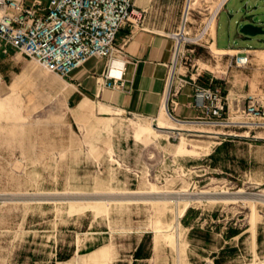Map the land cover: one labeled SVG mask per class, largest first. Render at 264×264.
Wrapping results in <instances>:
<instances>
[{
    "label": "rangeland",
    "instance_id": "374dc122",
    "mask_svg": "<svg viewBox=\"0 0 264 264\" xmlns=\"http://www.w3.org/2000/svg\"><path fill=\"white\" fill-rule=\"evenodd\" d=\"M222 1L184 0L165 23L179 36L183 74L237 72L207 47ZM246 2L264 20V0ZM254 37L264 46V34ZM258 59L248 63L251 93L264 88V52ZM69 81L0 41V264H94V253L96 264H264V127L246 133L91 101L84 112L67 101ZM186 207L201 212L189 243ZM230 227L239 232L224 236ZM139 242L146 256L134 258Z\"/></svg>",
    "mask_w": 264,
    "mask_h": 264
},
{
    "label": "crops",
    "instance_id": "0c3cea01",
    "mask_svg": "<svg viewBox=\"0 0 264 264\" xmlns=\"http://www.w3.org/2000/svg\"><path fill=\"white\" fill-rule=\"evenodd\" d=\"M228 1L223 0L214 13L213 27L207 33V47L212 52H223L231 57L234 53L247 52L251 64V59H260L264 46L254 44L257 37H248L234 30L233 20L236 12L240 11L237 4L240 0H235L231 5H227ZM242 2L247 8L246 0ZM133 3L142 9V19L139 25L124 22L118 27L115 42L120 44L121 53L110 61L112 72L121 78L122 84L115 88L100 87L97 81L100 80V71L106 61L102 57H89L68 76L72 86L68 103L77 102L75 107L83 105L84 112L91 109V101L96 108H117L145 117L165 115L168 120H172L169 117L172 115L191 118L201 114V109L193 102V86L207 85L211 78V83L221 85L222 93L226 96L227 112L230 114L233 107L241 102L243 95L250 92L252 73H247L250 65L239 67L233 64L238 67L235 68L237 72L222 81L217 80L215 75L202 78L197 71L183 74L176 63L172 62L175 41L165 23L173 21L176 15L181 17L184 0H133ZM256 19L254 15L252 20ZM178 77L184 79L181 85H177ZM258 89L263 90V85ZM191 208L186 207L180 215L188 243L191 238L189 230L198 225L201 213ZM192 211L196 214L188 220ZM253 231L255 227L250 230L251 243Z\"/></svg>",
    "mask_w": 264,
    "mask_h": 264
},
{
    "label": "built area",
    "instance_id": "2783aa9c",
    "mask_svg": "<svg viewBox=\"0 0 264 264\" xmlns=\"http://www.w3.org/2000/svg\"><path fill=\"white\" fill-rule=\"evenodd\" d=\"M141 19L142 9L133 0H0V41L61 77H68L89 57H102L106 62L97 83L115 88L122 84L110 66L121 53L120 44L115 42L116 31L124 22L139 25ZM175 51L174 44L173 63ZM249 58L247 52L231 57L239 67L246 66ZM208 80L207 85L193 86V102L201 109L200 115L169 117L190 124H229L246 128V133L250 128L264 127V89L246 92L229 114L221 85ZM183 82L178 77L177 85Z\"/></svg>",
    "mask_w": 264,
    "mask_h": 264
},
{
    "label": "water",
    "instance_id": "95a60500",
    "mask_svg": "<svg viewBox=\"0 0 264 264\" xmlns=\"http://www.w3.org/2000/svg\"><path fill=\"white\" fill-rule=\"evenodd\" d=\"M255 15L251 8L247 9L243 6L240 11L236 12V17L233 20L234 30L248 37L258 34H264V20L259 18L256 21L252 20Z\"/></svg>",
    "mask_w": 264,
    "mask_h": 264
},
{
    "label": "trees",
    "instance_id": "16d2710c",
    "mask_svg": "<svg viewBox=\"0 0 264 264\" xmlns=\"http://www.w3.org/2000/svg\"><path fill=\"white\" fill-rule=\"evenodd\" d=\"M187 209H188V207H187ZM193 228H195V227H191L190 228V230H189V232L191 233V231H192V229ZM239 231L237 230V229H235V228H233V227H230V228H228L227 229V231H226V233L224 234V236H232V235H235V234H237ZM139 247H140V242L136 245V247H135V249H134V251H133V257L134 258H137V257H145L146 255H142V254H140L139 253ZM217 263H219L220 261L218 260V259H216L215 260Z\"/></svg>",
    "mask_w": 264,
    "mask_h": 264
},
{
    "label": "bare ground",
    "instance_id": "6f19581e",
    "mask_svg": "<svg viewBox=\"0 0 264 264\" xmlns=\"http://www.w3.org/2000/svg\"><path fill=\"white\" fill-rule=\"evenodd\" d=\"M213 22H214V15L209 19L206 28L207 27H211L212 28L213 24H214ZM173 37L176 39V41H178L179 36H177L176 33L173 34ZM177 122H180V121H177ZM101 258H102V254L100 255V254L94 253L92 256H90L89 261H90V263L96 264V263H98L101 260Z\"/></svg>",
    "mask_w": 264,
    "mask_h": 264
}]
</instances>
